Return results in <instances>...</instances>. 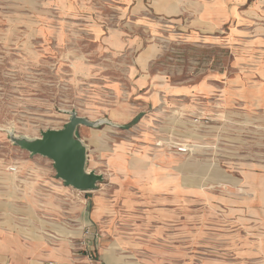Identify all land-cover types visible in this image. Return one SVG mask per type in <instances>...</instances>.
Segmentation results:
<instances>
[{"label":"crops","instance_id":"obj_1","mask_svg":"<svg viewBox=\"0 0 264 264\" xmlns=\"http://www.w3.org/2000/svg\"><path fill=\"white\" fill-rule=\"evenodd\" d=\"M54 1L60 10L91 19L104 17L109 4L130 17L131 23L111 30L93 20L86 31L96 51L124 74L121 81L101 73V83L119 95L127 91L134 101L120 102L109 112L108 120L118 128L112 135L114 144L102 141L96 146L100 160L93 159L90 170L103 175L106 184L98 185L92 197L82 199L81 192L65 186L48 158L24 156L21 169L10 167L8 179L18 184L12 180L8 187L0 184V264H87L83 252L73 251V243L83 240L87 229L99 234L93 243L96 264H264L262 157L220 159L212 153L206 159L210 172L199 166L200 186L190 187L188 156L169 146L214 152L223 129L235 117L258 121L250 131L261 137L263 82L249 81L239 72L211 70L201 78L176 83L153 70L161 55L156 41L161 31L206 47L230 49L237 38L255 30H217L219 18L231 16L215 13L213 2L218 0L208 1L211 4L201 16L216 30L192 32L180 20L182 0H153L152 18L145 16L144 0ZM164 20L174 25H163ZM261 39L252 37L246 45L258 52L264 46ZM138 116V122L130 125ZM94 134L91 129L90 138L84 137L88 162ZM201 160L204 164L202 156ZM138 165L148 169L131 170ZM205 178L212 187L234 184L228 189L230 196L212 192L215 198L205 202Z\"/></svg>","mask_w":264,"mask_h":264},{"label":"rangeland","instance_id":"obj_2","mask_svg":"<svg viewBox=\"0 0 264 264\" xmlns=\"http://www.w3.org/2000/svg\"><path fill=\"white\" fill-rule=\"evenodd\" d=\"M208 1L214 0L179 2L183 8L180 20L183 22L182 26H188L189 32L214 29L208 21L201 18L207 11L206 5L211 4ZM57 5L54 0H0L2 187H8L11 180L13 185L18 184L16 179H8L10 167L19 166L21 169L24 164L23 157L31 156L29 152L11 142L10 132L19 137L27 136L33 139L40 137L44 131L64 128L71 111L91 121L108 120L109 112H112L117 104L134 101L127 91L119 95L101 83V73L115 75L121 81L124 80V74L111 59L102 57L96 51L86 31L91 30L93 20L102 23L106 30H111L131 23L130 17H124L121 9L114 4L106 6L104 17L98 19L84 17L78 12L60 10ZM72 5L79 8L80 4ZM144 5L147 8L145 16L152 18L150 11L153 0H144ZM213 5L216 14L223 15L227 12L231 15L230 18H219L215 28L242 32L255 30L252 35L246 37L248 40L239 37L230 49L224 46L211 48L195 40L176 38L166 31H161L156 35L161 55L154 63L153 70L167 74L176 83L201 78L211 70H230L244 74L249 81L258 79L264 84V46H260V51L255 52L246 45V41L249 42L252 37L264 38V0H218L213 2ZM140 21L149 22L147 19ZM164 24L174 25L165 20ZM239 60H242V63H239ZM249 118L251 117L247 116L242 120L235 117L236 120L228 122L214 152L197 148L192 154L186 155L190 187L200 186L201 180L197 181L196 173L201 166L204 167L205 173L210 172L206 159L213 155L212 153L220 159H226L230 155H249L252 160H258L261 156L264 165V134L260 137L258 133L250 131V127L258 125V121ZM107 126L109 130L103 131ZM117 128L113 124L78 128L77 134L83 141L85 136L90 138L91 129L95 130L92 138L96 139V143L94 142L95 147L88 162L89 170L95 164L93 159L100 160L96 146L99 147L102 141L114 144L112 135L116 134ZM207 144L211 146V143ZM173 150L177 152L176 149ZM201 156L204 158V164L201 163ZM102 166L101 163L98 164V167ZM131 167V170L135 171L148 169L147 166L141 165ZM231 181L237 182L233 179ZM102 184H106L105 181L99 186ZM203 185L207 191L205 202H211L212 198H215L212 192L220 197L230 196L228 189L234 187V184H216L212 187L207 178L204 179ZM80 194L82 199L83 196L89 198L95 191Z\"/></svg>","mask_w":264,"mask_h":264},{"label":"water","instance_id":"obj_3","mask_svg":"<svg viewBox=\"0 0 264 264\" xmlns=\"http://www.w3.org/2000/svg\"><path fill=\"white\" fill-rule=\"evenodd\" d=\"M104 124L112 123L106 119L91 121L71 111L69 121L62 129L44 131L40 137L33 139L19 137L12 132L9 135L13 144L29 152L31 156L50 159L57 177L65 186L80 192H92L97 190L104 177L88 169V147L77 132L80 126L95 128Z\"/></svg>","mask_w":264,"mask_h":264},{"label":"built area","instance_id":"obj_4","mask_svg":"<svg viewBox=\"0 0 264 264\" xmlns=\"http://www.w3.org/2000/svg\"><path fill=\"white\" fill-rule=\"evenodd\" d=\"M169 146L173 149H176L178 153L183 155H189L192 154L195 150L193 146H185V145H179L176 143H170ZM16 168L12 167L11 171H15ZM99 238V234L97 232H93L90 229H87L85 232V238L83 240H80L78 242L73 243V251L76 254L84 253L85 257L88 259L87 264H96L99 260L94 253V246L93 243L97 242ZM43 264H56L55 262H44ZM82 264V263H79Z\"/></svg>","mask_w":264,"mask_h":264},{"label":"trees","instance_id":"obj_5","mask_svg":"<svg viewBox=\"0 0 264 264\" xmlns=\"http://www.w3.org/2000/svg\"><path fill=\"white\" fill-rule=\"evenodd\" d=\"M139 118H140V116H138L137 118H135V119L131 122L130 125L135 124L136 122H138Z\"/></svg>","mask_w":264,"mask_h":264}]
</instances>
